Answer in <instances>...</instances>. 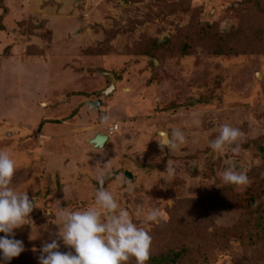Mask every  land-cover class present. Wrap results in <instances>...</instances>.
I'll list each match as a JSON object with an SVG mask.
<instances>
[{
    "label": "rangeland",
    "instance_id": "1",
    "mask_svg": "<svg viewBox=\"0 0 264 264\" xmlns=\"http://www.w3.org/2000/svg\"><path fill=\"white\" fill-rule=\"evenodd\" d=\"M241 2L0 0V149L16 161L12 186L37 205L30 223L9 237L25 250L0 264H39L42 245L52 239L59 251H70L56 236L55 214L61 207L94 206L96 176L110 160L105 187L133 221L140 226L138 211L161 212L158 223L142 225L152 237L151 252L163 243L186 242L179 233L184 228H238L247 246L261 236L253 231L259 215L247 216L230 195L254 189L250 172L264 167V52H213L221 41L241 40ZM186 39L191 50L182 54ZM111 74L116 86L106 95ZM225 123L243 133L238 156L208 147ZM114 124L118 129L109 134ZM172 129L181 130L187 143L170 155L167 148L161 152L158 139ZM98 133L109 134L103 153L92 142ZM168 159L175 175L167 181L162 172ZM231 160L249 178L239 191L219 176ZM221 189L229 203L218 199ZM233 240L211 264H264V249L247 247L245 253Z\"/></svg>",
    "mask_w": 264,
    "mask_h": 264
},
{
    "label": "clouds",
    "instance_id": "2",
    "mask_svg": "<svg viewBox=\"0 0 264 264\" xmlns=\"http://www.w3.org/2000/svg\"><path fill=\"white\" fill-rule=\"evenodd\" d=\"M104 122L110 116H102ZM199 126V121L194 122ZM239 128L222 124L215 139L208 142L213 153L224 154L230 151L233 156L241 152V137ZM161 152L167 148L172 155L178 148L187 143V138L179 129H172L158 139ZM96 152L103 153V143L95 144ZM100 164L98 163L97 166ZM16 173V161L7 149H0V260L11 261L25 250L23 242L14 237V229L30 223V214L37 207L35 200L29 198L27 192H20L12 186ZM163 178L168 181L175 175L172 159H168ZM224 185L234 186L237 191L249 184V178L244 170H238L235 160L219 173ZM111 178V160L103 164L96 176L97 187L94 195V206L84 210L72 211L61 207L55 214L54 224L58 225V239L69 249L59 251L57 239L44 243L40 249L39 264H147L150 259L152 237L142 225L158 223L161 212L158 208L147 213L138 211L135 215L140 219V226L133 221L130 212L120 207L113 194L105 187L106 180ZM119 180V177H116ZM131 191V182H126ZM65 200L67 190L63 189ZM34 239L33 236L30 237Z\"/></svg>",
    "mask_w": 264,
    "mask_h": 264
},
{
    "label": "trees",
    "instance_id": "3",
    "mask_svg": "<svg viewBox=\"0 0 264 264\" xmlns=\"http://www.w3.org/2000/svg\"><path fill=\"white\" fill-rule=\"evenodd\" d=\"M240 6V9L246 10L244 13L241 11L243 13L241 17H244L242 21L245 22L241 40L236 39V44L233 45L223 44L221 41L219 46L214 49V54H236L246 47L258 48L264 52V5L260 0H242ZM228 34L235 35L236 32L230 31ZM229 35L226 36L225 41L231 39ZM203 40L207 45H210L207 36H204ZM183 41L181 52L182 54H188L191 50V42L188 39ZM168 43L169 40L162 43L154 42L155 46H150L151 49L150 47L149 49L155 51ZM260 143H263L260 145L264 146V138ZM261 167H256L250 172L256 182L254 189L251 188L244 194H236L235 198L230 195L233 201L243 205V209L247 211V216L259 215L253 223V231L260 230L261 236L253 240L251 245L247 246V238H243V235L238 234V228L222 227L214 229L213 233L203 227L188 229V231L184 228L179 233L181 236L184 235L183 238L187 240L186 242L182 241V244L178 245L175 242L173 247H168L166 243H163L158 251H150V259L147 264H211L213 260L216 261L215 257L217 255L227 252V248L234 242L233 238L238 240L242 252L244 250L246 253L247 247H255L256 250L264 249V167ZM226 193V189H221L217 192L220 196H217L218 199L229 203L230 199ZM203 250L204 253L201 254ZM130 264H134V260Z\"/></svg>",
    "mask_w": 264,
    "mask_h": 264
},
{
    "label": "water",
    "instance_id": "4",
    "mask_svg": "<svg viewBox=\"0 0 264 264\" xmlns=\"http://www.w3.org/2000/svg\"><path fill=\"white\" fill-rule=\"evenodd\" d=\"M111 78H112V84H111L110 88L105 92L106 95L108 93L112 92L115 89V86H116V78H115V76L113 74H111ZM89 105H91L92 107L98 108L101 105V102L100 101H91V102H89ZM108 138H109V135L103 134V133H98L92 139V142L94 144L103 143V146H104L105 143L107 142Z\"/></svg>",
    "mask_w": 264,
    "mask_h": 264
},
{
    "label": "built area",
    "instance_id": "5",
    "mask_svg": "<svg viewBox=\"0 0 264 264\" xmlns=\"http://www.w3.org/2000/svg\"><path fill=\"white\" fill-rule=\"evenodd\" d=\"M103 121V120H102ZM118 129V125L117 124H114L113 126L111 125V126H109V134H111V133H113L115 130H117ZM108 134V135H109Z\"/></svg>",
    "mask_w": 264,
    "mask_h": 264
}]
</instances>
